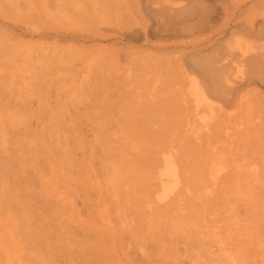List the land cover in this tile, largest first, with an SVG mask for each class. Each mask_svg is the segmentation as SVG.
Returning a JSON list of instances; mask_svg holds the SVG:
<instances>
[{
    "label": "rangeland",
    "instance_id": "374dc122",
    "mask_svg": "<svg viewBox=\"0 0 264 264\" xmlns=\"http://www.w3.org/2000/svg\"><path fill=\"white\" fill-rule=\"evenodd\" d=\"M213 3L0 0V264H264V0Z\"/></svg>",
    "mask_w": 264,
    "mask_h": 264
},
{
    "label": "bare ground",
    "instance_id": "6f19581e",
    "mask_svg": "<svg viewBox=\"0 0 264 264\" xmlns=\"http://www.w3.org/2000/svg\"><path fill=\"white\" fill-rule=\"evenodd\" d=\"M188 1V3H192V4H194L195 6H200L203 10H204V16H203V18H202V24H200V26H203V27H208L210 24H211V22L214 20V16L212 17L211 15H208L207 13H209L210 11V9H212V6L214 5L215 6V4L213 3V0H187ZM212 3V4H211ZM212 5V6H211ZM197 8H199V7H197ZM201 15V14H200ZM211 26H212V24H211ZM200 28V27H199ZM186 29V28H185ZM230 37V36H229ZM247 47V46H246ZM264 48V47H263ZM262 48V49H263ZM227 54H225L227 57H225V58H229V57H231V56H233L234 55V53L235 52H233V49L231 50V49H229L227 52H226ZM247 53H248V51L246 50V49H240L239 48V54H240V59H239V61H237V62H235V65L233 66V64L231 63V60H227V59H225V62L222 64V66H229L230 65V67L234 70H236V73H235V75H233V76H231L230 75V73H227V74H225V76H224V81H225V83H226V85H228V86H230L229 84H232V83H234L235 82V80L237 79V78H239V74L242 72V69H243V66H244V64H245V62L247 61V60H249V59H247ZM255 53V52H254ZM251 54V53H250ZM258 54H263V56H264V50H261V51H258ZM235 56V55H234ZM233 56V57H234ZM232 57V58H233ZM232 64V65H231ZM244 74V73H243ZM195 82V81H194ZM199 89V88H198ZM203 94V93H202ZM202 97V98H201ZM200 98H201V100H205L206 101V99H207V97H206V95L205 94H203L202 96H201ZM196 98V97H195ZM211 100V99H210ZM170 160V159H169ZM168 159L166 160V163H165V171H164V174L165 175H168V176H170V177H172L174 180H177L176 178H174V174H175V172H174V170H173V165H172V161H169ZM174 161V160H173ZM176 164V163H175ZM218 169V168H217ZM178 171V170H177ZM175 177H176V174H175ZM215 178V177H214ZM176 184L174 183V186H175ZM173 190H175L174 189V187L172 186V187H166L165 186V184L162 182V187H161V189H160V197L161 198H165V197H167V196H169V194L173 191ZM235 260V259H234Z\"/></svg>",
    "mask_w": 264,
    "mask_h": 264
}]
</instances>
